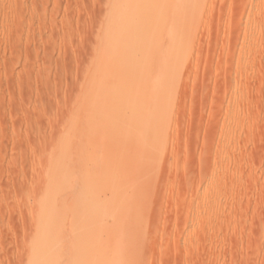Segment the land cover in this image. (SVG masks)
Masks as SVG:
<instances>
[{"label": "rangeland", "instance_id": "1", "mask_svg": "<svg viewBox=\"0 0 264 264\" xmlns=\"http://www.w3.org/2000/svg\"><path fill=\"white\" fill-rule=\"evenodd\" d=\"M0 264H264V0H0Z\"/></svg>", "mask_w": 264, "mask_h": 264}, {"label": "bare ground", "instance_id": "2", "mask_svg": "<svg viewBox=\"0 0 264 264\" xmlns=\"http://www.w3.org/2000/svg\"><path fill=\"white\" fill-rule=\"evenodd\" d=\"M50 247V246H49ZM47 249H49V248H47ZM51 254V253H50ZM51 256V255H50ZM77 260V259H76ZM81 260H83V259H81Z\"/></svg>", "mask_w": 264, "mask_h": 264}]
</instances>
